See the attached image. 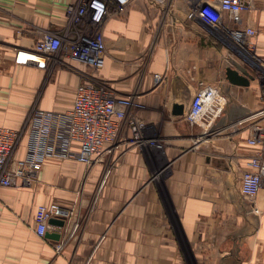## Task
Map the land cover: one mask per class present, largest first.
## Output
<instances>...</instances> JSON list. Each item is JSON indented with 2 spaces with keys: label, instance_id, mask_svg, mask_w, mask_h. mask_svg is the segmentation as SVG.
Masks as SVG:
<instances>
[{
  "label": "crops",
  "instance_id": "obj_1",
  "mask_svg": "<svg viewBox=\"0 0 264 264\" xmlns=\"http://www.w3.org/2000/svg\"><path fill=\"white\" fill-rule=\"evenodd\" d=\"M172 1L162 10L134 0L100 28L101 70L66 61L72 71L43 85L45 70L16 66L15 52L34 49L47 32L72 36L66 8L79 0H0V126L19 129L35 104L66 112L79 84L104 82L117 95L138 97L145 108L137 116L154 141L121 147L91 168L49 162L32 187L0 188V264H264V190L252 204L256 216L238 189L257 148L227 128L264 107L257 72L264 70V0L242 15L241 27L256 32L245 59L234 42L225 47L197 16L189 19L185 0ZM233 64L252 76L247 87L227 81ZM154 74L165 75L160 84ZM200 84L218 88L228 105L215 124L222 131L195 145L201 129L183 117ZM49 204L72 212L63 227L49 223L46 234L57 240L33 231L36 207Z\"/></svg>",
  "mask_w": 264,
  "mask_h": 264
},
{
  "label": "built area",
  "instance_id": "obj_2",
  "mask_svg": "<svg viewBox=\"0 0 264 264\" xmlns=\"http://www.w3.org/2000/svg\"><path fill=\"white\" fill-rule=\"evenodd\" d=\"M133 1L79 0L76 5L66 8V16L75 27L72 36L44 33L34 49L15 52L14 64L45 69L49 63L66 64V61H71L94 71L101 70L106 46L100 28L107 19L121 17ZM146 1L162 10L174 5L172 0ZM185 1L192 7L188 18L197 16L225 47L231 40L243 54L254 52L251 40L256 32L252 28L241 27L242 15L251 10L253 0ZM164 77V74H154V84H160ZM260 93V99L264 101V85ZM227 105L226 96L218 88L200 84L183 117L189 126L201 129L195 145L216 137L222 131L221 128H212ZM144 108L137 96L117 95L104 82L81 83L76 87L71 107L66 112L39 109L32 111L24 126L17 130L0 126V188L32 187L49 162L73 160L91 168L102 164L121 147L143 148L154 144L145 135V122L137 116V111ZM232 127L247 135L248 146L257 148L247 167L241 170L238 180L241 198L253 204L260 190H264V107L250 112L227 128ZM23 139L26 141L25 152L22 158H18ZM253 209L254 215H258V210L252 206ZM71 213L56 204L37 206L35 235L43 238L50 229V220L68 219Z\"/></svg>",
  "mask_w": 264,
  "mask_h": 264
},
{
  "label": "water",
  "instance_id": "obj_3",
  "mask_svg": "<svg viewBox=\"0 0 264 264\" xmlns=\"http://www.w3.org/2000/svg\"><path fill=\"white\" fill-rule=\"evenodd\" d=\"M226 79L229 83L235 86H240V87H247L250 83V81L253 80L252 76H250L247 72V70L240 65L233 64V68H228L225 72ZM173 115H180V111L178 113L173 112ZM50 224L54 223L59 227L64 226V220H50ZM45 238H50V239H58V236L56 234H45Z\"/></svg>",
  "mask_w": 264,
  "mask_h": 264
},
{
  "label": "rangeland",
  "instance_id": "obj_4",
  "mask_svg": "<svg viewBox=\"0 0 264 264\" xmlns=\"http://www.w3.org/2000/svg\"><path fill=\"white\" fill-rule=\"evenodd\" d=\"M239 54L240 55H242L241 56V58L242 59H245L246 57H244L243 56V53H241V52H239ZM248 59H250V58H248ZM250 61V60H249ZM71 67L68 65H66V64H53V63H49L48 65H47V67L44 69L45 71V73H44V79H43V85H47L48 84V82H50L51 81V79H53L54 77H55V75L57 74V72H60V71H67V72H71L72 70L70 69ZM257 72H258V74H259V76L258 77H261V78H263V79H261V82H262V85H264V70L263 71H261L260 69H257ZM43 88V87H42ZM42 88L40 89V92L38 93V94H40L41 93V91H42ZM35 110H39V108L37 107V104H35L32 108H30V110L28 111V113H27V115H26V117H25V119H24V121H23V123H22V126H24V123H25V121L27 120V117L29 116V114L32 112V111H35ZM224 114V113H223ZM222 114V115H223ZM221 118H222V116H221ZM220 118V119H221ZM223 119H224V116H223ZM227 119V118H226ZM23 128V127H22ZM21 128V129H22ZM219 128H222V126L220 127V126H214L213 128H212V130L213 129H218L219 130ZM24 140V139H23ZM245 202H247L248 204H251L252 205V203H250L249 201H246V200H244ZM253 206V205H252ZM257 216V215H256Z\"/></svg>",
  "mask_w": 264,
  "mask_h": 264
},
{
  "label": "bare ground",
  "instance_id": "obj_5",
  "mask_svg": "<svg viewBox=\"0 0 264 264\" xmlns=\"http://www.w3.org/2000/svg\"><path fill=\"white\" fill-rule=\"evenodd\" d=\"M64 220V219H63Z\"/></svg>",
  "mask_w": 264,
  "mask_h": 264
}]
</instances>
